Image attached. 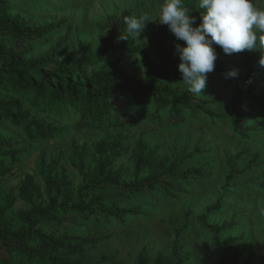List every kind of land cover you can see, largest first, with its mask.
<instances>
[{
  "label": "trees",
  "instance_id": "obj_1",
  "mask_svg": "<svg viewBox=\"0 0 264 264\" xmlns=\"http://www.w3.org/2000/svg\"><path fill=\"white\" fill-rule=\"evenodd\" d=\"M11 10L6 0H0V125L9 121L21 127L30 143L49 141L63 135L65 128L49 122L44 115L56 117L60 121L70 111L79 116L80 122L99 130L130 123L137 114L162 121L163 111H167V119L171 124H184L188 114L195 116L199 111L212 119H222L213 109L205 107L211 100L201 95L195 96L169 83L172 79L183 77L178 68L180 57H175L173 50L166 47L167 38L164 34L159 39L154 27L150 25L157 38L159 60L153 59L147 50L141 48L138 37L120 38L122 34L127 35L124 17L131 16V11L112 17L109 37L100 38L102 46L99 54L106 63L103 69L89 76L85 67L93 62L94 54L88 43H80L81 56L77 60L71 55L66 56L69 46L63 42L57 43L42 55L27 56L26 47L29 42L44 39L60 29L66 23L65 20L39 25L26 22L19 15L13 16ZM200 11L192 9L190 12L197 19L196 25L200 23ZM5 38L26 44L18 49ZM179 41L185 46L184 41ZM213 47L218 57L217 71L223 76L226 86L231 88L233 127L247 139L242 124L247 120L250 110L257 109L264 118V67L257 63L245 76L227 75L231 73L228 67L234 62L248 65L261 51L245 50L240 54L226 55L220 46ZM129 53L143 54V77L127 73L123 62ZM121 103H126V106L119 107ZM150 106L154 107L153 111ZM125 139L119 134L97 143L93 152L94 165L88 163L87 147L74 142L73 163L84 180L78 190L61 162L63 156L54 154L48 158L43 152L40 163L44 189L31 174L21 182L19 197L28 209L20 213L22 223L18 228H14V220L9 216L17 197L0 190V244L15 249L30 263L82 264L72 262L68 255L83 253L85 244L91 240L85 237L79 243H72L70 240L73 238L66 232H46L43 225L59 227L76 220L90 222L93 219L98 222L100 213L106 220H125L128 216L141 214V210L106 205L109 190L122 197L144 192L153 194L159 187L169 193L176 188L172 179H195L201 175V168L178 171L179 162L175 161L160 164L153 170V175L140 179L144 169L155 163L157 152L156 148H151L141 138L137 146L135 180L126 182L120 172L114 170L118 157L127 151L122 146ZM28 152L27 149L17 148L0 130V179L11 172L13 164L22 153ZM245 154L247 150L240 151L238 155L242 157ZM251 167L250 164L248 169ZM237 173V162L230 163L226 185L229 186ZM221 207L222 202L218 200L207 209L212 212ZM206 218L203 215L199 220L214 234V245L221 251L218 264H238L241 251L237 243L242 237H221V233L233 227L235 222L208 223ZM180 237L181 231L176 230L171 257L166 260L163 254H159L158 264L165 260L167 264H187L191 255L184 249ZM108 259L103 256L96 264ZM7 262L8 259L0 257V264ZM243 264H255L254 254L251 253Z\"/></svg>",
  "mask_w": 264,
  "mask_h": 264
},
{
  "label": "rangeland",
  "instance_id": "obj_2",
  "mask_svg": "<svg viewBox=\"0 0 264 264\" xmlns=\"http://www.w3.org/2000/svg\"><path fill=\"white\" fill-rule=\"evenodd\" d=\"M12 8L13 16H21L26 22L47 25L65 20L66 23L50 33L44 39L29 42L26 47L27 56L42 55L59 42L69 46L67 55L75 60L81 56L80 43L91 45L94 54L93 62L86 66L88 75L104 68L106 60L99 50L102 46L101 36L109 37L113 19L129 10L132 15L143 16L149 21L138 38L142 49L147 50L153 59L159 60L157 53V38L164 34L167 38L166 47L173 50L174 56L179 54L175 45L180 41L175 38L167 25L159 23V9L165 0H6ZM200 0H182V3L192 9L199 10ZM254 6L264 9V0H255ZM197 20V19H196ZM150 25L154 27L156 36ZM13 47L21 49L22 42H12L5 38ZM262 53L254 57L248 65L232 63L228 70L245 76L259 62ZM129 75H145L143 54L129 53L124 60ZM182 79H172L169 83L186 90ZM201 96L211 100L205 107L213 109L222 119H212L199 111L195 116L188 114L186 123L171 124L168 113L163 111L162 121L137 114L130 123L112 129L99 130L91 128L85 122H80L79 116L70 111L61 120L44 115L49 122H54L65 128L63 135H58L49 141L30 143L21 127L5 121L0 125L1 133L12 140L19 149H27L12 166L9 174L0 179V190L11 193L17 201L9 211L14 220V228L21 226L20 213L27 210V204L19 197V186L28 174L34 175L44 189L41 177L40 156L43 152L51 155H62V164L72 178L75 189L83 185V176L74 165V142L88 149V163L94 165V146L117 135L126 139L122 146L127 151L118 157L114 170L120 172L123 180H135V163L137 146L140 139L145 140L151 148H156L155 163L148 165L140 175V179L153 175L157 166L169 162H179L178 171L185 172L191 168H201V175L193 179H172L176 188L169 193L160 187L153 193H141L136 196H118L109 190L106 205H115L122 209L134 208L141 214L128 216L125 220H106L100 213V221L90 222L76 220L56 227L43 225L46 232H66L73 240L81 242V238L91 240L85 244L83 253L68 255L72 262L96 264L103 256L108 261L99 264H158L159 254L169 259L176 237V230L181 231V243L190 252L187 264H218L220 249L214 245V234L199 220L206 215L208 223H228L235 225L221 233L222 238L241 236L237 243L241 253L238 264L254 254L255 264H264V118L260 112L250 110L243 122L242 137L233 127L231 115V88L227 87L223 76L215 70L208 75L207 87ZM126 106L121 103L119 107ZM118 106V104H117ZM124 108V107H123ZM151 110L154 107L150 106ZM125 121V119H123ZM242 150L247 154L239 157ZM237 162L238 173L226 185V175L229 164ZM251 164V169L248 166ZM221 200L222 207L217 211H208V207ZM75 238V239H74ZM61 255H63L61 253ZM0 257L8 259L7 264H37L30 263L19 255L15 249L0 244ZM162 264H167V261Z\"/></svg>",
  "mask_w": 264,
  "mask_h": 264
},
{
  "label": "clouds",
  "instance_id": "obj_3",
  "mask_svg": "<svg viewBox=\"0 0 264 264\" xmlns=\"http://www.w3.org/2000/svg\"><path fill=\"white\" fill-rule=\"evenodd\" d=\"M200 23L190 15L182 0H165L160 6L158 20L167 25L177 40L178 65L181 82L186 90L200 96L207 87V78L215 70L217 54L213 45L220 46L226 55L247 51H261L259 66L264 67V9L254 6L252 0H200ZM143 16H125L127 35L121 39H135L146 28ZM236 76L233 70L227 74Z\"/></svg>",
  "mask_w": 264,
  "mask_h": 264
}]
</instances>
